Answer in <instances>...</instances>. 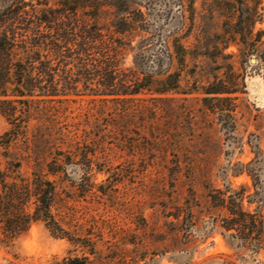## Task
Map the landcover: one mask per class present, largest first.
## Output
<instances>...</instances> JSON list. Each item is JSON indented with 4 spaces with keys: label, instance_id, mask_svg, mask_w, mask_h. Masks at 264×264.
<instances>
[{
    "label": "trees",
    "instance_id": "1",
    "mask_svg": "<svg viewBox=\"0 0 264 264\" xmlns=\"http://www.w3.org/2000/svg\"><path fill=\"white\" fill-rule=\"evenodd\" d=\"M240 3L233 39L224 48L238 36L253 47L264 44V32L254 33L256 21L264 20L258 3L254 9L246 7L247 16L243 0ZM182 39L178 33L153 30L146 14L135 12L126 0H0V114L9 123L0 135L5 158L4 168L0 161L1 243L9 245L34 224L43 223L54 238L69 243L56 264L144 260L145 243L139 232L142 222L146 224L144 216L135 220V228L127 229L116 219H86L72 202L93 194V176L106 172L96 153L106 147L111 133L119 135L120 149L125 151L137 148L153 154L172 145L171 114L165 131H153L147 144L137 138L128 144L131 115L147 109L144 103L163 101L169 95L174 101L179 93H203L217 102L210 106L214 114L227 111L232 118L235 109L224 108L221 102L235 104L233 95L239 88L234 77L218 88L201 85L179 92L181 73L175 65L184 64L190 54ZM130 53L133 63L126 66ZM80 96L90 97L94 104L85 113V121L89 124L92 116L95 123L97 139L91 144L80 135V124L69 122L67 104ZM200 99L206 102L207 96ZM95 107L97 114L92 111ZM153 109H159L156 103ZM158 120L154 117L150 126ZM230 129H235L233 121ZM255 154L233 170L235 176L246 173L252 187L227 186L209 194L213 209L223 212L214 225L234 250L225 264L255 259L264 251V153L260 149ZM25 164L31 167L29 175L23 172ZM78 170L80 181L71 178Z\"/></svg>",
    "mask_w": 264,
    "mask_h": 264
},
{
    "label": "rangeland",
    "instance_id": "2",
    "mask_svg": "<svg viewBox=\"0 0 264 264\" xmlns=\"http://www.w3.org/2000/svg\"><path fill=\"white\" fill-rule=\"evenodd\" d=\"M126 1L135 12L141 10L146 14L153 30L183 37L190 54L184 64L175 65L181 73L179 92L201 85L207 89L218 88L234 77L239 88L233 95L235 104L221 103L224 108L235 110L232 118L227 111L214 114L210 106L217 102H211L208 100L211 95L203 93L174 94V101L169 100L171 95L166 96L163 101L155 102L157 112L153 101L144 103L147 109L131 115L128 144L135 138L141 140L143 146L147 144L153 131H165L171 114L172 145L166 152L153 154L140 153L137 148L125 151L120 149L123 147L119 135L111 133L106 147L98 148L96 153L97 161L104 165L106 172L93 176L96 183L93 194L72 203L86 219L93 216L116 219L127 229L135 228V220L141 221L139 217L144 216L146 224L142 222L139 232L145 243V257L140 264H225L234 250L227 245L221 228L214 225L223 212L213 209L209 194L213 189L227 186L252 187L246 173L235 176L233 170L238 162L251 161L256 156L255 151L261 149L264 153V44L253 47L238 36L224 48L226 42L233 39L240 0ZM243 2L245 11L246 7L254 9L258 3L264 16V0ZM247 14L246 11L245 16ZM257 31L264 32V20L256 21L254 33ZM139 40L140 37H136L134 44ZM262 40L264 42V35ZM132 63L130 53L125 65ZM79 88L84 89L83 83ZM204 96H207L206 102L200 99ZM89 98L80 96L77 102L67 105L70 124L79 123L80 135L91 144L97 135L94 118L90 116L89 124L85 121V113L94 107ZM98 107L92 109L93 114H97ZM169 108L173 109L171 113ZM154 117L159 120L156 126H150ZM232 121L233 130L230 129ZM8 128L9 123L0 114V135ZM3 152L0 147L2 168L5 167ZM30 171L31 167L25 164L23 172L29 175ZM80 176L79 170L71 173L73 180L80 181ZM178 213L181 215L176 218ZM68 247L67 240L54 238L43 223H37L13 243L0 242V264H56ZM237 264H264V251L255 259L249 257Z\"/></svg>",
    "mask_w": 264,
    "mask_h": 264
},
{
    "label": "water",
    "instance_id": "3",
    "mask_svg": "<svg viewBox=\"0 0 264 264\" xmlns=\"http://www.w3.org/2000/svg\"><path fill=\"white\" fill-rule=\"evenodd\" d=\"M252 62H255V59H252Z\"/></svg>",
    "mask_w": 264,
    "mask_h": 264
}]
</instances>
